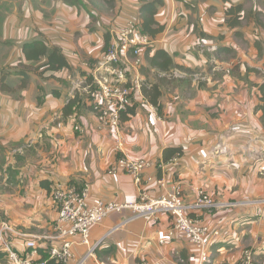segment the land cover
Wrapping results in <instances>:
<instances>
[{
  "label": "crops",
  "instance_id": "crops-1",
  "mask_svg": "<svg viewBox=\"0 0 264 264\" xmlns=\"http://www.w3.org/2000/svg\"><path fill=\"white\" fill-rule=\"evenodd\" d=\"M231 4H244L239 26L226 23ZM139 7V0H115L107 14L91 17L94 10L86 4L0 0L1 221L16 231L10 237L18 250H25L21 233L50 246L58 233L49 193L56 183H89L92 203L124 202L138 200L141 189L153 196L163 192L147 177L169 174L167 186L180 185L187 203L203 187L219 201L236 203L206 216L220 232L211 240L210 264H240L245 251L264 264V125L257 108L264 80V0H165L157 14L164 30L153 47L168 51L175 66H150L151 50L143 51L141 80L148 91L158 85L160 104L132 96L126 111L133 112L118 137L92 110L88 64L101 55L106 37L111 40L112 27L136 18ZM252 12H260L259 22ZM36 39L60 47L70 68L52 73L26 60L22 46ZM71 97L76 104L66 114ZM76 122L83 134L74 131ZM123 155L154 161L141 184L125 172H109ZM170 226L168 214L147 221L128 209L111 213L92 227L90 245L74 238L68 264H141L142 257L150 264H200L185 236L159 243Z\"/></svg>",
  "mask_w": 264,
  "mask_h": 264
},
{
  "label": "built area",
  "instance_id": "built-area-1",
  "mask_svg": "<svg viewBox=\"0 0 264 264\" xmlns=\"http://www.w3.org/2000/svg\"><path fill=\"white\" fill-rule=\"evenodd\" d=\"M111 40L101 55L88 64L90 75L94 78L96 87L92 90L94 111L103 128L112 130L118 137L121 136V114L126 110L127 103L132 96L139 93L143 97L141 80V64L143 51L154 45L150 35L144 33L136 18L129 19L124 25H114L110 31ZM145 97V96H144ZM143 97V98H144ZM76 130L83 133L85 129L76 125ZM177 158L172 163H176ZM151 159H132L126 155L117 159L116 164L109 172H125L131 175L138 184L143 182L145 170L154 166ZM157 167L165 168L158 164ZM147 181L155 183L165 190L156 196L150 190L141 189L136 201H116L99 199L92 203L91 185L85 183L77 188L69 183L58 182L52 189V198L57 207V235L51 237V245L44 246L42 238L27 233L25 236V250H18L10 237L16 232L8 221H0V250L7 253L11 264H47L54 259L57 263L68 264L74 259V238L83 244L90 245L91 229L101 223L111 213L132 210L133 217H143L147 221H155L160 214L171 217V226L159 243L164 244L167 238H176L179 235L194 244L197 248L200 264L212 262V238L219 235L217 228H212L206 216L216 211L226 209L236 203H225L217 200L214 195L203 187L198 190L193 203H187L181 188L177 184L167 186L171 175L165 174L162 178L148 175ZM264 201V200H261ZM260 203V202H259ZM258 214H262L259 208ZM203 212V214H199ZM96 245L90 248L93 252ZM43 250V251H42ZM47 253L48 258H43ZM84 260L76 264H83ZM141 264H150L142 257ZM177 264H186L183 261ZM240 264H263L253 258L252 252L245 251Z\"/></svg>",
  "mask_w": 264,
  "mask_h": 264
},
{
  "label": "trees",
  "instance_id": "trees-1",
  "mask_svg": "<svg viewBox=\"0 0 264 264\" xmlns=\"http://www.w3.org/2000/svg\"><path fill=\"white\" fill-rule=\"evenodd\" d=\"M66 2L76 5H84V0H64ZM115 0H106L109 7L113 5ZM140 1V7H139V15L136 17V20L139 22V24L142 27V30L144 33H147L152 37L154 40L163 30L164 26L160 24V22L157 19V14L159 12V9L164 5L165 0H139ZM228 1V0H226ZM244 4L240 5H229L228 9L226 11L227 20L226 23L229 26L235 27L239 26L243 23L241 20L243 17L245 18V8L243 6ZM244 11V12H243ZM91 17H94L95 15L93 12H90ZM253 18L259 22L260 21V12L253 13ZM105 46L104 49L108 47L110 43L109 36L106 37L105 40ZM218 48V47H217ZM219 49V48H218ZM146 50L150 51L151 53H147V55H151L148 57V61L150 66L156 67L159 70L163 71H170L175 66L174 64V58L172 55L166 51L165 49H155L153 46H148ZM22 52L28 61L32 62H40L41 68H43L44 71H51L52 73L58 72L65 68H70V63L68 62V59L62 49L58 46H52L44 39H36L33 41L25 42L22 46ZM96 87L93 86L92 89ZM260 90V96H259V104L257 108L262 111V122L264 125V80L259 85ZM142 92L146 97L149 98L150 102H152L154 105H159V97L161 94V91L158 87V85H154L148 91V88L146 84H143L142 86ZM91 94V106L92 110L94 111V104H93V94L92 91H90ZM131 101V100H130ZM66 107V114L71 110L73 105L76 104V99L71 97V99L68 101ZM129 102L127 103V105ZM133 111L127 109V111H123L121 114L122 121L125 119H129L128 114ZM110 130V129H109ZM173 153H181L179 149L172 150ZM119 159V158H118ZM52 188L49 191L52 198ZM53 200V198H52ZM54 202V201H53ZM55 204V203H54ZM1 221V216H0ZM43 258H48L47 253H43ZM0 260H8L7 253L5 251L0 250ZM47 264H61L57 263L54 259L48 260Z\"/></svg>",
  "mask_w": 264,
  "mask_h": 264
},
{
  "label": "rangeland",
  "instance_id": "rangeland-1",
  "mask_svg": "<svg viewBox=\"0 0 264 264\" xmlns=\"http://www.w3.org/2000/svg\"><path fill=\"white\" fill-rule=\"evenodd\" d=\"M84 3L86 4V6L88 5L90 8H92V10H94L93 11V13H94V15L96 16V14H98V15H100V13H105V14H107V12H108V10L109 9H106L107 7H109L108 5H107V3H106V0H84ZM96 13V14H95ZM96 18V17H95ZM31 68V70L34 68L33 66H29V69ZM263 70H264V68H263ZM94 113H95V111H94ZM78 120V119H77ZM80 125V126H82L83 127V125H81V123H77L76 122V124L74 125V131H76V132H78V130H76V125ZM84 128V127H83ZM85 132V131H84ZM83 132V133H84ZM79 133V132H78ZM83 133H80V134H83ZM115 164H116V162L110 167V169L112 168V167H114L115 166ZM120 173V172H119ZM123 173V172H122ZM167 176H168V174H167ZM179 187L181 188V186L179 185ZM181 192H183L182 191V188H181ZM264 199V198H263ZM257 202H260V201H257ZM7 264H11L10 263V261L9 260H7Z\"/></svg>",
  "mask_w": 264,
  "mask_h": 264
}]
</instances>
